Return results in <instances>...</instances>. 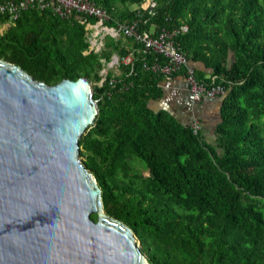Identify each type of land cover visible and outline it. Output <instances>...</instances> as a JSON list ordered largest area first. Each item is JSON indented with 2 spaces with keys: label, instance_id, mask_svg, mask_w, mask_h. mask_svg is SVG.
<instances>
[{
  "label": "trees",
  "instance_id": "trees-1",
  "mask_svg": "<svg viewBox=\"0 0 264 264\" xmlns=\"http://www.w3.org/2000/svg\"><path fill=\"white\" fill-rule=\"evenodd\" d=\"M90 1L109 25L134 20L143 2ZM82 18H60L50 6L14 21L0 13V59L47 85L90 82L97 115L78 141L79 158L104 213L132 231L148 264H264V0H157L155 15L140 19L153 36L178 31L173 43L197 79L227 83L208 140L173 110L152 108L166 96L163 76L143 64L162 57L122 38L93 53ZM114 53H132V62L98 85L101 60Z\"/></svg>",
  "mask_w": 264,
  "mask_h": 264
},
{
  "label": "water",
  "instance_id": "water-1",
  "mask_svg": "<svg viewBox=\"0 0 264 264\" xmlns=\"http://www.w3.org/2000/svg\"><path fill=\"white\" fill-rule=\"evenodd\" d=\"M96 115L86 78L47 85L0 59V264H148L80 162Z\"/></svg>",
  "mask_w": 264,
  "mask_h": 264
},
{
  "label": "built area",
  "instance_id": "built-area-1",
  "mask_svg": "<svg viewBox=\"0 0 264 264\" xmlns=\"http://www.w3.org/2000/svg\"><path fill=\"white\" fill-rule=\"evenodd\" d=\"M51 7L53 13L60 18H66L72 13L83 16L80 23L84 25L85 38L88 50L99 53L104 49L106 38L117 40L131 39L141 45L143 53H150L162 57V62L152 61L150 65L143 64L144 69H151L153 72L163 76L162 87L170 85L175 77H180L183 81L184 89L187 93V100L192 104H197L209 100H214L226 95L228 91L227 83L218 80L216 76H209L208 81L199 80L195 76V71L188 59L173 43V38L178 32L159 30L154 36L152 31L139 30L140 19L144 16H154L157 0H143L136 7V18L130 22H116L109 25V14L102 8L97 7L90 0H8L0 4V13L7 15L11 21L19 16L20 12L27 9L43 10ZM145 20H143V23ZM103 67L99 74L101 85L107 73L113 69L119 75L120 65H129L132 62V53L124 57L112 54L110 59L105 62L101 60ZM110 84H115V79H110ZM194 133L202 131V127L197 120L191 123Z\"/></svg>",
  "mask_w": 264,
  "mask_h": 264
},
{
  "label": "crops",
  "instance_id": "crops-1",
  "mask_svg": "<svg viewBox=\"0 0 264 264\" xmlns=\"http://www.w3.org/2000/svg\"><path fill=\"white\" fill-rule=\"evenodd\" d=\"M199 68V66H198ZM205 72V71H204ZM165 88V95H168L171 100L173 107H176L177 110L174 111L176 118L183 123H192V121L197 117L202 118V132L205 136V139L209 137L208 129L214 127L212 117L218 111L215 106V101H205L204 103L192 104L187 100V93L183 86V81L180 77H175L170 85H167ZM153 109H168L167 107L160 106V101L158 104L151 103ZM170 106V105H169ZM215 106V107H214ZM157 107V108H154ZM169 110V109H168ZM207 133V134H206ZM212 139V135L210 137Z\"/></svg>",
  "mask_w": 264,
  "mask_h": 264
},
{
  "label": "rangeland",
  "instance_id": "rangeland-1",
  "mask_svg": "<svg viewBox=\"0 0 264 264\" xmlns=\"http://www.w3.org/2000/svg\"><path fill=\"white\" fill-rule=\"evenodd\" d=\"M132 8H135V6H132ZM7 27V25L5 24V25H3L2 27H0V33L5 29ZM125 46H126V44H125ZM127 47V46H126ZM231 61V57L229 58V62ZM111 72H112V74H114V75H116L117 73H118V71L117 70H115V69H113V70H111ZM170 100H171V98L168 96V95H166L165 96V98H164V101L163 102H161L160 101V106H163V107H167L169 110H173V111H176L177 110V108L176 107H173V105H172V103L170 102ZM211 101H215L214 103H215V106L217 107L218 106V104H219V98H217V99H214V100H211ZM153 103H155V104H158V102H153ZM170 105V106H169ZM151 106H154V105H151ZM214 106V107H215ZM154 108H157V107H154ZM218 108V107H217ZM216 108V109H217ZM197 119H198V117H197ZM196 118L194 119V120H197ZM217 119H218V116H217V112L215 113V115L212 117V120H213V124H214V122L215 121H217ZM193 120V121H194ZM192 121V122H193ZM202 127V126H201ZM203 129V128H202ZM208 132H209V137L207 138V140L208 139H210V137H211V135H212V130H211V127L208 129ZM207 134V133H206ZM143 174L146 176L147 175V173L143 170ZM135 240H136V244L139 246V248H140V243L137 241V239L135 238Z\"/></svg>",
  "mask_w": 264,
  "mask_h": 264
}]
</instances>
